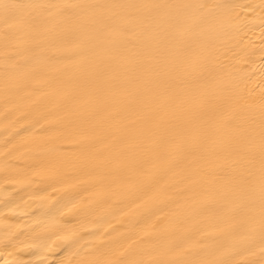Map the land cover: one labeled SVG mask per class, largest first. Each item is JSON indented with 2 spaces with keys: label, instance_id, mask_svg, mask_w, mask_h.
Here are the masks:
<instances>
[{
  "label": "bare ground",
  "instance_id": "bare-ground-1",
  "mask_svg": "<svg viewBox=\"0 0 264 264\" xmlns=\"http://www.w3.org/2000/svg\"><path fill=\"white\" fill-rule=\"evenodd\" d=\"M0 264H264V0H0Z\"/></svg>",
  "mask_w": 264,
  "mask_h": 264
}]
</instances>
